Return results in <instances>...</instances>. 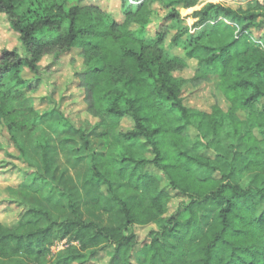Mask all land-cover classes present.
Returning a JSON list of instances; mask_svg holds the SVG:
<instances>
[{
  "label": "trees",
  "instance_id": "trees-1",
  "mask_svg": "<svg viewBox=\"0 0 264 264\" xmlns=\"http://www.w3.org/2000/svg\"><path fill=\"white\" fill-rule=\"evenodd\" d=\"M99 1L0 0L19 43L0 51V126L24 165L20 182L6 187L20 212L0 221V264H40L61 240L69 244L51 264H88L103 250L107 264H264V41L250 35L264 28V0L236 8L205 2L194 11L199 30L186 45L176 7L200 0H119L120 22ZM72 49L82 58L86 111L96 119L79 126L50 97H41L50 105L44 110L33 99L41 59ZM186 58L196 61L190 79L174 75L188 66ZM211 80L226 109L184 104L185 84ZM237 110L246 121L232 119L229 131L220 119ZM54 115L88 152L86 207L118 211L119 224L83 219L71 187L49 175V142L36 125ZM204 122L209 138L192 139ZM92 137L99 151L90 150ZM197 167L207 176L199 177ZM174 198L180 202L170 211ZM147 226L139 242L135 227Z\"/></svg>",
  "mask_w": 264,
  "mask_h": 264
},
{
  "label": "rangeland",
  "instance_id": "rangeland-1",
  "mask_svg": "<svg viewBox=\"0 0 264 264\" xmlns=\"http://www.w3.org/2000/svg\"><path fill=\"white\" fill-rule=\"evenodd\" d=\"M86 1V0H84ZM100 0L99 3L111 14L112 18L117 21L123 19L119 0ZM168 1V0H165ZM216 2L222 5H228L236 8L243 5L244 0H200L194 7L183 8L177 6L179 12V19L177 21L179 28L183 29L182 40L184 44H187L186 38L189 35H195L199 27L196 26L197 17L194 11L199 8L205 2ZM162 2L156 1L154 5L159 7ZM17 10L24 12L25 8L21 4H17ZM163 9V8H162ZM160 14H164L163 10L159 11ZM158 21L153 22L148 28L149 34H152L158 26ZM251 36H263L264 41V28L255 29L250 31ZM167 43V41H166ZM19 48L17 34L13 32L10 25L7 22L6 16L0 13V51L4 48L11 49ZM169 52L183 56L181 48L171 47ZM188 66L183 70L174 72L175 76L182 77L184 79H190L194 75L196 61L194 59L186 58ZM40 63V83L37 90L33 93L34 105L39 110H44L50 105L45 98L41 100V97H50L54 101V105L59 107L60 110L65 113L77 126L84 124L86 121L94 123L96 119L92 117L86 111V104L83 99V89L79 85V73L81 72L82 58L80 57L77 49H72L70 52L61 54L57 58L52 55L44 56ZM25 77H32L31 74L24 70ZM183 88V102L188 107H194L209 111L210 106L215 102L221 105L223 109H226L228 104L223 99L222 95L215 88L214 81H201L197 84L188 83ZM264 103V100H261ZM246 121L245 114L237 110L231 116H225L220 119L223 127L229 131H232L231 120ZM123 126L127 127L128 122L123 121ZM242 129H246L243 125ZM36 132L43 134L48 140L47 154L49 157V175L53 180L58 183H64L67 187H71V194L78 201L79 208L83 219H92L99 226H114L121 222V214L118 211L111 212L109 214L97 212H91L86 207L83 195L89 193L87 199L90 197L92 186L87 182L88 172V152L82 147L77 135L64 126L62 120L57 115L48 116L38 121L36 125ZM67 135V136H66ZM192 139L206 140L209 138V128L204 122L199 129H193L191 132ZM65 139V149L59 151L58 143ZM67 139V140H66ZM234 141L236 147H240L238 140ZM90 143V150L99 151V140L92 137ZM0 221L10 223L14 220L20 212V207L15 203L9 202L10 192L6 188L9 185H16L21 180V173L24 170V165L16 158L17 153L13 145L8 140V134L5 129L0 126ZM186 148L190 147V144L185 145ZM196 174L199 177L207 176L208 172L203 168H196ZM82 194V196H81ZM179 199H172L170 202V211H173L178 203ZM207 209V215H210V208ZM208 221V216H204L201 221V225L204 226ZM152 228L147 227H135V231L138 235V241H145L147 239V232ZM66 240L54 241L49 245V251L42 259L40 264L53 263L58 253L63 252L68 246ZM108 256L105 250L100 251L98 256L91 260L88 264H107ZM76 264V263H75Z\"/></svg>",
  "mask_w": 264,
  "mask_h": 264
},
{
  "label": "built area",
  "instance_id": "built-area-1",
  "mask_svg": "<svg viewBox=\"0 0 264 264\" xmlns=\"http://www.w3.org/2000/svg\"><path fill=\"white\" fill-rule=\"evenodd\" d=\"M129 3H131V4H137V3H139V2H141V1H143V0H127Z\"/></svg>",
  "mask_w": 264,
  "mask_h": 264
}]
</instances>
